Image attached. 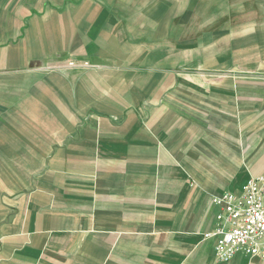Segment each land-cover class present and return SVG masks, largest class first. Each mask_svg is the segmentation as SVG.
<instances>
[{
	"label": "crops",
	"instance_id": "obj_1",
	"mask_svg": "<svg viewBox=\"0 0 264 264\" xmlns=\"http://www.w3.org/2000/svg\"><path fill=\"white\" fill-rule=\"evenodd\" d=\"M261 173L264 0H0V264H264L203 237Z\"/></svg>",
	"mask_w": 264,
	"mask_h": 264
},
{
	"label": "built area",
	"instance_id": "obj_2",
	"mask_svg": "<svg viewBox=\"0 0 264 264\" xmlns=\"http://www.w3.org/2000/svg\"><path fill=\"white\" fill-rule=\"evenodd\" d=\"M68 64L75 66L73 60ZM239 190L214 199L221 206L217 223L203 237L215 239L220 260L231 261L241 253L264 263V173L248 178Z\"/></svg>",
	"mask_w": 264,
	"mask_h": 264
}]
</instances>
